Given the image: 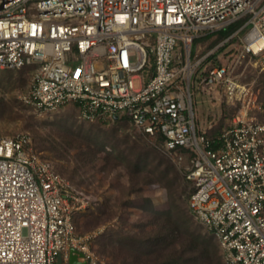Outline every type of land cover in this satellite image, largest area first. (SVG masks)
Listing matches in <instances>:
<instances>
[{"label": "built area", "instance_id": "obj_1", "mask_svg": "<svg viewBox=\"0 0 264 264\" xmlns=\"http://www.w3.org/2000/svg\"><path fill=\"white\" fill-rule=\"evenodd\" d=\"M241 20L229 36L242 35L234 62L209 63L214 52L192 61L195 39ZM246 56L264 70V0H0V69L34 68L25 102L41 111L73 103L90 121L125 118L186 159L191 211L226 264H264V120L246 108L211 136L196 124L194 97L245 102L236 69ZM77 208L29 134L0 135V264H57L60 255L70 264L71 250L97 264Z\"/></svg>", "mask_w": 264, "mask_h": 264}, {"label": "rangeland", "instance_id": "obj_2", "mask_svg": "<svg viewBox=\"0 0 264 264\" xmlns=\"http://www.w3.org/2000/svg\"><path fill=\"white\" fill-rule=\"evenodd\" d=\"M241 37L215 35L195 40L192 61L214 52L209 63L231 64ZM180 50L177 47L175 53ZM236 73L250 90L245 102H227L216 92L194 97L196 124L202 131L212 134L222 130L246 108L248 118L264 120L261 62L246 56L237 61ZM33 77V67L0 69V135L29 134L33 147L66 179L71 201L78 207L77 230L89 236L97 264H157L162 255L175 251L194 257V264H226L218 239L191 211L192 183L186 177V159L135 132L125 118L85 120L73 103L55 111L35 108L24 100ZM161 221L177 223L179 238L161 253H149L142 241L153 236ZM190 233L200 241L195 249L188 245Z\"/></svg>", "mask_w": 264, "mask_h": 264}, {"label": "trees", "instance_id": "obj_3", "mask_svg": "<svg viewBox=\"0 0 264 264\" xmlns=\"http://www.w3.org/2000/svg\"><path fill=\"white\" fill-rule=\"evenodd\" d=\"M241 24H242V20L237 21V22L229 25L225 29L219 30V31L214 32V33L207 34V35L202 36L200 38H197L195 40H199L201 38H210V37H213L215 35H217L220 38H227L230 35H232L233 32ZM217 43L218 42H215L214 44H212V48L215 47L217 45ZM215 55H216V53L213 54V56H215ZM220 131H218L216 133H212V134L208 133V134L211 136H215L218 133H220ZM161 222H162V224L159 226V229L153 233V236L148 240L142 241V244L149 247V253L150 252H155V253L160 252L161 253L162 251L168 249L171 245H173L179 238L178 230L180 229V226L177 223H173L172 221H170V222L161 221ZM189 237H190V241H189L188 245L189 246L192 245L193 249H195L196 245H197V241L198 242H200V241L192 233L189 234ZM188 245L185 247V250H186V248L189 247ZM204 249L208 253L207 247H204ZM162 256L163 257H161V260H159V262L157 264H194V261H193L194 257H186V256L184 257L183 254H180V253L178 254L176 251L173 253H170V254L162 255Z\"/></svg>", "mask_w": 264, "mask_h": 264}, {"label": "water", "instance_id": "obj_4", "mask_svg": "<svg viewBox=\"0 0 264 264\" xmlns=\"http://www.w3.org/2000/svg\"><path fill=\"white\" fill-rule=\"evenodd\" d=\"M73 252H74V250H71L70 259H69L70 264H85V262L79 261L77 255L74 254ZM57 264H62V256L61 255L58 257Z\"/></svg>", "mask_w": 264, "mask_h": 264}]
</instances>
